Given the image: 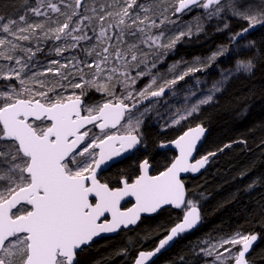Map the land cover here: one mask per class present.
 Segmentation results:
<instances>
[{"label": "snow or ice", "instance_id": "snow-or-ice-1", "mask_svg": "<svg viewBox=\"0 0 264 264\" xmlns=\"http://www.w3.org/2000/svg\"><path fill=\"white\" fill-rule=\"evenodd\" d=\"M194 8L208 20L223 18L217 31L230 28L228 18L246 27L229 35V46L161 71L178 43L205 31L202 17L194 18L195 25L180 19ZM20 9L23 14L14 17L0 14V61L10 62L0 64V81L6 82L0 85V264H79L78 253L102 234L174 206L182 212L178 222L134 260L149 264L202 222L181 173L198 172L216 155L190 160L206 129L197 124L171 141L179 154L156 175L148 174L147 159L131 182L126 176L116 181L121 186L102 182L98 172L142 143L144 117L155 107L141 112L142 101L175 94L179 82L233 54L246 34L264 27V0H23ZM49 43L48 57L57 58L38 59ZM242 47L251 53L255 42ZM257 62L255 54L236 52L233 65L219 69L220 78L194 103L176 109L165 127L216 103L231 80L253 74ZM90 93L101 94L100 100L90 103ZM194 95L190 89L185 100ZM125 197L135 203L121 210ZM259 239L239 230L210 237L198 243V255L213 257L212 264H254L249 255ZM170 264H185V257Z\"/></svg>", "mask_w": 264, "mask_h": 264}, {"label": "trees", "instance_id": "trees-1", "mask_svg": "<svg viewBox=\"0 0 264 264\" xmlns=\"http://www.w3.org/2000/svg\"><path fill=\"white\" fill-rule=\"evenodd\" d=\"M22 3L23 0H0V14L13 17L17 12L23 14ZM197 11L204 12L202 8ZM191 15L194 11L183 14L181 19ZM227 22L229 29L217 31L218 27L223 28L224 19L208 20L205 31L198 38H187L178 43L168 54L166 62L206 57L221 45L229 46V35L240 31L246 24L231 18ZM244 41L255 42L251 53L245 48L234 49L233 54L219 58L206 77L210 82L216 80L219 69L233 65L236 52L242 56L255 54L258 62L253 74L232 79L226 90L217 95L216 103L203 106L199 113L178 126L161 132L146 121L141 126L145 149L116 162L103 173L104 180L109 183L116 182L118 176L132 177L137 170V160L141 158H148L153 172H158L174 155L171 151H158V142L170 140L183 129L198 123L207 129V134L197 156L231 144L212 157L199 174L183 178L187 199L198 203L202 222L149 264H170L178 261L179 256L185 257V264H199L203 258L195 252L199 249L198 243L210 237H226L237 230L260 235L249 259L254 264H264V27L247 34L239 44ZM97 99V93H90L89 102ZM254 181L258 182L256 186L249 188ZM181 216L180 209L165 207L153 216L141 217L134 227L94 240L78 253L79 264H130L138 250L152 248ZM124 249H127L126 254H121Z\"/></svg>", "mask_w": 264, "mask_h": 264}, {"label": "rangeland", "instance_id": "rangeland-1", "mask_svg": "<svg viewBox=\"0 0 264 264\" xmlns=\"http://www.w3.org/2000/svg\"><path fill=\"white\" fill-rule=\"evenodd\" d=\"M198 9H200V8H194L192 10V11H194V15H191V16L184 18V19H181V18L180 19L184 22H192L193 25H195L194 18L195 17H202L203 18V16H204V12L197 11ZM187 13H189V12H187ZM187 13H185V14H187ZM214 19L217 20L216 17H214ZM202 22H203V25H205L208 23V19L203 18ZM247 43H248L247 41H244L243 43H240L235 49L238 50V49L244 48L242 46L246 45ZM29 46H32V45H29ZM51 46H52L51 43L44 45L45 52L42 54H38L37 58L42 60V61L45 60V58L48 57L47 49ZM77 54L78 53H76V52H69V53H66L65 55L66 56H72V55H77ZM48 58H57V57H55L53 55L52 57H48ZM192 60H190V61H192ZM172 62L173 61L166 62L163 66H161V71H164V69L167 68V65L172 63ZM4 63H10V62L0 61V64H4ZM214 66H212L210 68H215ZM210 68H208L202 72L194 73V74H192V76L186 77L185 81L179 82L178 85L175 87V94H173V92H167L164 97L149 100L146 104H144L143 106H140L138 109H139V111L142 112L144 110V108L155 105V107H153V110L144 117L143 124L146 121H148L149 124L156 125L157 127H159L160 130H166L168 128L178 126V125H175V126L165 127L166 124L170 123L171 115H172V113H174L176 111V109L182 108L186 104L190 105L191 103H194L198 98H200L202 95L205 94V90L208 87H210L212 82H213V81L212 82L208 81V78L206 77V73ZM167 78H171V77L169 76ZM219 78H220V75L216 80H218ZM196 80L201 81V83L199 85H197L195 83ZM4 83H6V82L0 81V85H3ZM12 83H16V82L13 81ZM145 83H147L146 79L144 82L140 83V87H143V85ZM197 88H199V91H197ZM190 89H191V91L195 92V95L186 101L185 97L188 96ZM97 94L99 95V99L92 100V101H90V103L100 100L101 94H99V93H97ZM122 123H123V121H122ZM89 128H91L93 133L100 134V130H97L92 125L89 126ZM117 128H119V126ZM106 131H108L109 134H112L113 132H116L119 134V132H117L116 129H110V130H106ZM207 240L208 239H206L204 241H207ZM227 247H230V246H227ZM221 251H223V249H221ZM195 252L198 253L199 249H196ZM225 255H227V253H225ZM200 256L203 259L201 260V262L199 264H212L213 257H205L202 255H200Z\"/></svg>", "mask_w": 264, "mask_h": 264}, {"label": "water", "instance_id": "water-1", "mask_svg": "<svg viewBox=\"0 0 264 264\" xmlns=\"http://www.w3.org/2000/svg\"><path fill=\"white\" fill-rule=\"evenodd\" d=\"M246 27V26H245ZM258 27H260V26H257V28ZM256 28V29H257ZM252 32V31H251ZM249 34V33H248ZM247 35V34H246ZM151 99H154V98H150V100ZM149 100H144V101H142V104L141 105H138L137 107L139 108L140 106H142V105H144V104H146L147 102H148ZM199 124V123H198ZM197 124H195V125H192V126H189V127H195ZM203 126V125H202ZM189 127H187L185 130H183V132L184 131H186ZM204 127V126H203ZM205 128V127H204ZM99 129V128H98ZM206 129V128H205ZM182 132V133H183ZM181 133V134H182ZM180 134V135H181ZM206 134H207V129H206V131H205V134H204V136L201 138V140L200 141H198L197 142V147H196V149L193 151V155H192V157L190 158V160L192 161V162H194L196 159H200L202 156H204V155H206V154H208V153H206V154H204V155H201V156H198L197 157V152H198V150H199V148H200V146H201V144L203 143V141H204V139H205V137H206ZM178 137V136H177ZM176 139V138H175ZM174 139V140H175ZM173 141V140H172ZM226 145H231V144H226ZM139 147V145L137 146V148ZM160 149H172L174 152H175V156L176 155H178L179 154V150L175 147V145L174 144H172L171 143V141H169V142H165V143H161L160 144ZM136 148V149H137ZM225 147L223 146V148H221L222 150L224 149ZM221 149H219V150H217V151H213V152H216V155L218 154V153H220L222 150ZM135 150V149H134ZM134 150H132V151H129V152H127V153H125V154H123V155H121L120 157H117V158H114L111 162H109L107 165H105V166H102V169L101 170H99V172H98V175H99V173H100V171H102L103 169H106L109 165H111L112 163H115V162H117V161H119V160H121V159H123V158H125V157H127V156H129ZM174 156V157H175ZM210 160H211V158H210ZM208 165V164H207ZM207 165L204 167V168H202V169H200L198 172H196V173H192V172H188V173H181V178L183 179L184 177H187L188 175H197V174H199L201 171H203L206 167H207ZM151 172V166H150V168H149V172H148V174L149 175H156V174H158V173H156V174H151L150 173ZM139 175H140V173H139ZM135 179V178H134ZM128 201H130L131 203H130V205L129 206H127L126 208H121V210H124V209H127V208H129V207H131L134 203H135V198L134 197H125L122 201H121V205L123 204V203H125V202H128ZM120 205V206H121ZM165 207H173V208H175L174 206H164V208ZM176 209V208H175ZM156 213H152V214H142L141 215V217H143V216H152V215H155ZM109 215V218H110V214H108ZM139 222V221H138ZM135 225H129L127 228H124V227H122L121 229H119L117 232H115V233H106V234H102L100 237H105V236H113V235H115V234H117L120 230H122V229H128V228H131V227H134ZM100 237H98V238H100ZM163 237V236H162ZM161 237V238H162ZM98 238H96L95 240H97ZM160 238V239H161ZM159 241V240H158ZM158 241H157V243L155 244V246L152 248V249H149V250H153L156 246H157V244H158ZM168 249V248H167ZM140 251H148V250H140ZM166 250H164V251H162L161 253H163V252H165ZM138 253H139V251L136 253V255H135V258L137 257V255H138ZM160 253V254H161ZM160 254H158L156 257H158ZM156 257H154L149 263H151ZM135 258L133 259V261L130 263V264H134V260H135Z\"/></svg>", "mask_w": 264, "mask_h": 264}, {"label": "flooded vegetation", "instance_id": "flooded-vegetation-1", "mask_svg": "<svg viewBox=\"0 0 264 264\" xmlns=\"http://www.w3.org/2000/svg\"><path fill=\"white\" fill-rule=\"evenodd\" d=\"M154 99H156V98H154ZM143 106V105H142ZM89 126H91V125H89ZM88 126V127H89ZM156 126V125H155ZM118 127V126H117ZM94 128H96L97 130H100V129H98L97 127H94ZM158 128V130L159 131H165V130H160L159 129V127H157ZM169 129V128H168ZM186 129V128H185ZM185 129H183V130H185ZM167 130V129H166ZM183 130L178 134V135H176L174 138H172V139H170V140H166V141H160V142H158V144H157V150L158 151H160V152H168V151H171V152H173L174 153V155L172 156V158H174V156H175V152L172 150V149H160V144L161 143H165V142H169V141H172V140H174L175 138H177V136H179L182 132H183ZM140 131H141V129H140ZM116 134H118V133H116ZM145 142L142 140V143L139 145V147L137 148V149H135L129 156H132L133 154H136V153H138L140 150H144L145 149ZM128 157V156H127ZM198 157V156H197ZM126 158V157H125ZM172 158H171V160H172ZM124 159V158H123ZM144 159H147L148 160V158H141V159H139V160H137V170H136V172H135V174H132V177H129L128 179H129V182H131L136 176H138L139 175V173H140V171H139V164L144 160ZM122 160V159H121ZM171 160H170V162H171ZM120 161V160H119ZM149 161V160H148ZM118 162V161H117ZM169 162V163H170ZM116 163V162H115ZM115 163H112L111 165H113V164H115ZM149 164H150V166H151V174H156V173H158V172H153V169H152V164H151V162L149 161ZM111 165H109L106 169H103L102 171H100V173H99V175H98V179H100L102 182H105L106 180H104V178H103V173L111 166ZM163 169V168H162ZM161 169V170H162ZM189 176V175H188ZM193 176H196V175H193ZM121 176H118L117 177V180L120 178ZM185 178V177H184ZM116 180V181H117ZM107 182V181H106ZM110 184H112L113 186H121V185H119V184H117L116 182H110ZM186 198H187V194H186ZM130 201H128V202H125V203H123L122 205H121V208H126L127 206H129L130 205ZM159 212V211H158ZM153 216V215H152ZM143 217H148V216H143ZM173 226V225H172ZM166 234V232L165 233H163V235H165ZM163 235H161L158 239H157V241L163 236ZM177 240V239H176ZM157 241H156V243H157ZM155 243V244H156ZM155 244L153 245V246H155ZM139 251V250H138Z\"/></svg>", "mask_w": 264, "mask_h": 264}, {"label": "bare ground", "instance_id": "bare-ground-1", "mask_svg": "<svg viewBox=\"0 0 264 264\" xmlns=\"http://www.w3.org/2000/svg\"><path fill=\"white\" fill-rule=\"evenodd\" d=\"M153 247H154V246H153ZM153 247H152V248H153ZM152 248H150V249H152ZM146 250H149V249H146ZM134 258H135V257H134ZM132 261H133V260H132Z\"/></svg>", "mask_w": 264, "mask_h": 264}]
</instances>
